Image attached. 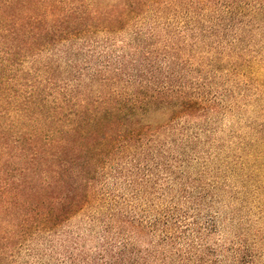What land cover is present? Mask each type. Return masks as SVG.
<instances>
[{
	"label": "trees",
	"instance_id": "obj_1",
	"mask_svg": "<svg viewBox=\"0 0 264 264\" xmlns=\"http://www.w3.org/2000/svg\"><path fill=\"white\" fill-rule=\"evenodd\" d=\"M263 1L0 0V264L99 209L124 229L94 259L67 251L72 264H258L250 246L212 240L209 214L175 207L150 220L134 203L153 177L149 138L206 108L189 38L241 25ZM130 28L140 41L113 51Z\"/></svg>",
	"mask_w": 264,
	"mask_h": 264
},
{
	"label": "rangeland",
	"instance_id": "obj_2",
	"mask_svg": "<svg viewBox=\"0 0 264 264\" xmlns=\"http://www.w3.org/2000/svg\"><path fill=\"white\" fill-rule=\"evenodd\" d=\"M250 8L254 9L236 16L241 25L227 27V20L216 36L201 30L197 39L189 38L195 47L185 51L197 71L188 76L208 77L206 108L149 138L142 162L152 165L153 177L141 181L134 204L150 220L175 207L209 214L217 229L212 240L246 244L258 264H264V1ZM136 31L121 32L112 50L131 52L140 41ZM158 31L166 34L162 27ZM83 58L77 56L76 62ZM66 66L64 58L62 69ZM119 188L127 195L135 190L125 183ZM97 214L74 216L61 234L44 240L34 254L27 247L16 249L15 264H72L67 251L94 259L117 238V227L124 229L119 217L112 219L100 209Z\"/></svg>",
	"mask_w": 264,
	"mask_h": 264
}]
</instances>
